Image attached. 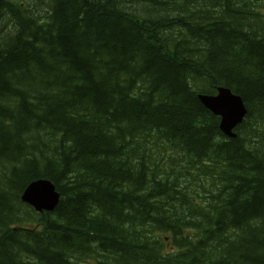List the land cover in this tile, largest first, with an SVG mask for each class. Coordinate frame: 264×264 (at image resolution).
I'll return each mask as SVG.
<instances>
[{
	"label": "trees",
	"instance_id": "trees-1",
	"mask_svg": "<svg viewBox=\"0 0 264 264\" xmlns=\"http://www.w3.org/2000/svg\"><path fill=\"white\" fill-rule=\"evenodd\" d=\"M87 260L264 264V0H0V264Z\"/></svg>",
	"mask_w": 264,
	"mask_h": 264
},
{
	"label": "water",
	"instance_id": "water-1",
	"mask_svg": "<svg viewBox=\"0 0 264 264\" xmlns=\"http://www.w3.org/2000/svg\"><path fill=\"white\" fill-rule=\"evenodd\" d=\"M202 105L214 115L220 117L219 129L231 137V130L242 122L246 108L240 97L233 95L230 90L218 88L215 96L199 95ZM23 201L30 203L37 210H52L57 204V195L53 187L46 181H37L31 191L24 196Z\"/></svg>",
	"mask_w": 264,
	"mask_h": 264
}]
</instances>
